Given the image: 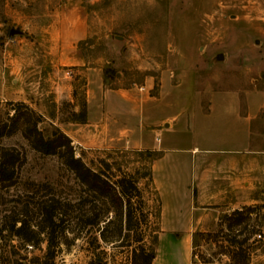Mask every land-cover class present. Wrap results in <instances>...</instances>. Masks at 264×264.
<instances>
[{
  "label": "rangeland",
  "instance_id": "1",
  "mask_svg": "<svg viewBox=\"0 0 264 264\" xmlns=\"http://www.w3.org/2000/svg\"><path fill=\"white\" fill-rule=\"evenodd\" d=\"M58 37L68 40L61 44L63 54ZM217 53L222 59H215ZM247 82L264 91V0H0V148L16 150L21 160L17 183L0 187V217L20 209L27 198L18 190L25 183H46L69 204L46 264H130L137 235L144 247L154 248L151 264H243L234 250L246 253L245 264L250 257L264 264V187L253 188L251 196L261 191L262 200L232 225L229 214L248 207L249 190L238 170L227 183L216 184L211 202L204 197L203 169L201 180L192 163L178 162L171 172L164 167L153 175L158 152L149 150L147 126L129 128V120L103 116L106 90L119 88L139 104L189 85L194 93L241 92ZM180 101L151 110V118L177 116L174 130L160 131L163 143L177 147L191 135V128L178 125L185 116ZM32 122L44 138L65 134L74 157L110 181L123 175L135 180L140 196L130 200L133 228L127 236L123 222L117 235L120 221L114 220L103 229L107 240L98 237L96 228L114 207L80 183L60 155L31 146L25 134ZM185 175L193 177L186 187ZM243 237L248 240L236 250ZM38 242L32 247L4 237L0 264H39L46 235Z\"/></svg>",
  "mask_w": 264,
  "mask_h": 264
},
{
  "label": "crops",
  "instance_id": "2",
  "mask_svg": "<svg viewBox=\"0 0 264 264\" xmlns=\"http://www.w3.org/2000/svg\"><path fill=\"white\" fill-rule=\"evenodd\" d=\"M64 41L68 43L66 39L57 38L60 54H63L61 44ZM188 88L179 91L174 89L163 98L159 95L153 101L139 104L127 93H121L119 88L106 90L103 94V116L116 115L129 120V128H136L139 124L145 130L147 126L149 150L158 152L152 160L153 175L164 167L171 172L178 162L183 167L192 163L197 168L195 173L198 178L200 175L207 177L205 183L208 187L204 197L212 202L216 199V184L227 183L230 175L238 170L243 175V184L249 190L244 206L256 200L261 201L263 192L260 191L256 197L251 194L253 188L264 187V91L252 87L250 82L242 87L241 92L221 89L194 93L191 85ZM191 98L195 102L188 106ZM171 100H181L180 103L185 105V116L178 125L186 130L191 128L190 139L182 147L163 143L160 139V131L174 130L176 115L151 118L152 108L158 104H170ZM160 125L162 127L157 129ZM156 136L158 141L155 140ZM200 169L203 172L199 175ZM217 169L221 171L220 175ZM192 180V176L185 175V187ZM200 183L202 181H198ZM248 264L256 263L250 257Z\"/></svg>",
  "mask_w": 264,
  "mask_h": 264
},
{
  "label": "trees",
  "instance_id": "3",
  "mask_svg": "<svg viewBox=\"0 0 264 264\" xmlns=\"http://www.w3.org/2000/svg\"><path fill=\"white\" fill-rule=\"evenodd\" d=\"M12 116V115H11ZM25 117V116H24ZM26 118V117H25ZM83 117L78 119L81 122ZM30 122L29 119H26ZM33 128H28L25 136L29 139L31 146L42 154H57L60 155L64 165L72 171L75 178L82 183L87 189L94 192L97 196L106 198L114 207L113 214L106 219L104 226L97 227L98 237L103 241L107 240L103 235V229L112 223L114 220L120 221V226L117 230V235H120L121 222L127 233L133 228L132 223V208L130 200L132 195L140 196L136 189L135 180L130 179L127 175L110 181L107 175L103 176L100 171H95L91 167L86 166L79 157H74L69 138L58 131L50 138H44L43 135L35 129V122H32ZM2 129L5 125L1 126ZM0 127V134L2 129ZM20 154L12 148H0V187L9 188L17 183L16 168L20 163ZM106 168L109 165L104 163ZM26 187L19 189V195H23L26 199L22 202L20 209L11 214L2 215L0 217V240L4 237L8 239L16 238L21 244H27L32 247H37L39 235H46V252L45 257L39 264H46L48 259L53 257L55 246L53 238L55 233L62 232L64 227L61 224L66 217L67 208L66 202H61L60 199L51 194L50 187L46 183H25ZM44 188V190L42 189ZM48 189V191L46 190ZM43 190V191H42ZM18 196V195H16ZM19 197V196H18ZM20 198V197H19ZM122 205L124 211H121ZM264 206V205H263ZM252 207H244L240 210L234 209L230 214L232 225H238L250 213ZM123 218V221H122ZM97 225V221H91ZM238 232V231H237ZM137 246L132 249L130 264H151L154 257V248L152 245L144 247L141 243V235L134 237ZM248 237H243L235 246L236 250L241 249V244L246 242ZM156 237H152V243H155ZM233 256L241 257V262L246 260V253L233 251Z\"/></svg>",
  "mask_w": 264,
  "mask_h": 264
},
{
  "label": "built area",
  "instance_id": "4",
  "mask_svg": "<svg viewBox=\"0 0 264 264\" xmlns=\"http://www.w3.org/2000/svg\"><path fill=\"white\" fill-rule=\"evenodd\" d=\"M58 1L59 2H62V3H68V2H74V1H80V0H58ZM88 1H90V0H88ZM66 74L67 75H70L71 74V71L70 70H67ZM142 88H143L142 86L139 87V89H142ZM155 140L158 141L159 138L158 137H155ZM255 236L257 238H260L261 235L259 233H257V234H255Z\"/></svg>",
  "mask_w": 264,
  "mask_h": 264
},
{
  "label": "water",
  "instance_id": "5",
  "mask_svg": "<svg viewBox=\"0 0 264 264\" xmlns=\"http://www.w3.org/2000/svg\"><path fill=\"white\" fill-rule=\"evenodd\" d=\"M9 35H15V34H17V33H19L18 31H16V30H9ZM215 59L216 60H220V59H222V54L221 53H217L216 55H215Z\"/></svg>",
  "mask_w": 264,
  "mask_h": 264
}]
</instances>
